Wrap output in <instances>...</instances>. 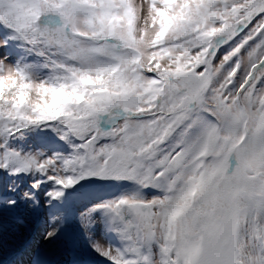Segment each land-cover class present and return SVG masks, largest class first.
I'll use <instances>...</instances> for the list:
<instances>
[{
	"label": "snow or ice",
	"instance_id": "1",
	"mask_svg": "<svg viewBox=\"0 0 264 264\" xmlns=\"http://www.w3.org/2000/svg\"><path fill=\"white\" fill-rule=\"evenodd\" d=\"M21 207L50 213L29 264L69 212L102 264H264V0H0Z\"/></svg>",
	"mask_w": 264,
	"mask_h": 264
},
{
	"label": "rangeland",
	"instance_id": "2",
	"mask_svg": "<svg viewBox=\"0 0 264 264\" xmlns=\"http://www.w3.org/2000/svg\"><path fill=\"white\" fill-rule=\"evenodd\" d=\"M223 52L224 49L222 48L220 50V53L218 54V58L219 55L223 54ZM41 199L43 200V196H41ZM15 213L16 212H14L13 214ZM32 214L33 215L29 216V218L32 217L31 224H35L32 226L33 231H38L37 233L35 232L37 236L34 237L35 234L33 236V238H36V240L34 244L32 242L31 248L36 249L42 243L40 236L38 238V234L41 235V232L44 230L45 221L50 213L46 207H42L38 212ZM36 220L39 221L37 222ZM34 221H36L38 224H36V222ZM39 229L41 230L39 231ZM48 260L50 261V264L65 263V261L69 262V264H78V262H84V264H102L101 258L87 253L84 250L83 241L80 236V229L74 212H69L68 214L63 238L55 244L49 246ZM21 261H24V264H29L28 257H22L18 264H21Z\"/></svg>",
	"mask_w": 264,
	"mask_h": 264
},
{
	"label": "bare ground",
	"instance_id": "3",
	"mask_svg": "<svg viewBox=\"0 0 264 264\" xmlns=\"http://www.w3.org/2000/svg\"><path fill=\"white\" fill-rule=\"evenodd\" d=\"M15 212V214L5 212L0 216V264H18L22 257H27L24 255L25 249L31 247L32 242L34 244L36 240L33 236L38 230L33 231L32 226L35 224H31L32 217L29 218L33 215L32 212L23 207ZM18 220H22L23 223L18 222ZM37 222L36 224H38ZM36 236L37 234L34 237ZM39 236L38 234V238Z\"/></svg>",
	"mask_w": 264,
	"mask_h": 264
}]
</instances>
